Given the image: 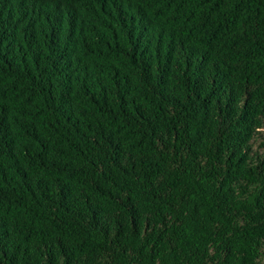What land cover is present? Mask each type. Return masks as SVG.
Returning <instances> with one entry per match:
<instances>
[{"label": "trees", "instance_id": "obj_1", "mask_svg": "<svg viewBox=\"0 0 264 264\" xmlns=\"http://www.w3.org/2000/svg\"><path fill=\"white\" fill-rule=\"evenodd\" d=\"M0 264H264V0H0Z\"/></svg>", "mask_w": 264, "mask_h": 264}]
</instances>
